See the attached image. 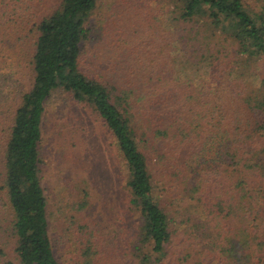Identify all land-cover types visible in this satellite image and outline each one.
<instances>
[{
  "label": "trees",
  "instance_id": "trees-1",
  "mask_svg": "<svg viewBox=\"0 0 264 264\" xmlns=\"http://www.w3.org/2000/svg\"><path fill=\"white\" fill-rule=\"evenodd\" d=\"M101 1L0 0V112L9 74L31 72L0 114V264H59L39 175L55 94L95 116L126 170L131 222L109 238L75 193L80 264H264V0H176L149 43L114 18L97 32Z\"/></svg>",
  "mask_w": 264,
  "mask_h": 264
},
{
  "label": "rangeland",
  "instance_id": "rangeland-1",
  "mask_svg": "<svg viewBox=\"0 0 264 264\" xmlns=\"http://www.w3.org/2000/svg\"><path fill=\"white\" fill-rule=\"evenodd\" d=\"M175 2L102 0L99 10L90 18V24L95 25L99 32L100 24L97 21L103 19L105 24L114 18L122 26L130 25L131 29L135 27L137 32L148 38L145 43H149L153 29L166 32L170 16L168 9L172 10ZM108 6L110 9L107 11ZM27 60L20 62L21 67H15L21 69L23 66V73L9 74L10 94L0 112L8 117L5 118L8 121L10 117L6 114L9 111L5 107L13 104L18 93L28 87L31 72ZM3 61L7 60L0 54V79L3 78L1 74L8 70ZM144 153L149 156L147 151ZM39 158L40 182L47 202L48 229L54 254L59 264H80L75 251L73 229L69 225V215L73 214L71 208L78 199L75 193L81 187L89 190L93 204L91 211L99 223V234H103V239L110 237L106 233L118 225V220L122 219L123 224L128 226L132 215L123 207L128 197L123 162L109 134L95 116L71 103L70 97L65 94H55L45 104ZM148 170L153 175L151 162ZM107 223L110 224L109 229Z\"/></svg>",
  "mask_w": 264,
  "mask_h": 264
}]
</instances>
